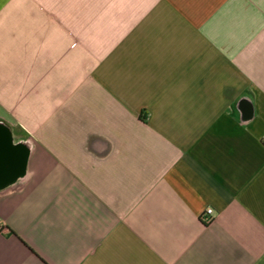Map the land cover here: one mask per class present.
I'll list each match as a JSON object with an SVG mask.
<instances>
[{
	"label": "crops",
	"instance_id": "1",
	"mask_svg": "<svg viewBox=\"0 0 264 264\" xmlns=\"http://www.w3.org/2000/svg\"><path fill=\"white\" fill-rule=\"evenodd\" d=\"M0 123V264H264V0H0Z\"/></svg>",
	"mask_w": 264,
	"mask_h": 264
},
{
	"label": "built area",
	"instance_id": "2",
	"mask_svg": "<svg viewBox=\"0 0 264 264\" xmlns=\"http://www.w3.org/2000/svg\"><path fill=\"white\" fill-rule=\"evenodd\" d=\"M215 210L212 207H209L206 212L203 214V217H205L207 220H211L214 216Z\"/></svg>",
	"mask_w": 264,
	"mask_h": 264
},
{
	"label": "water",
	"instance_id": "3",
	"mask_svg": "<svg viewBox=\"0 0 264 264\" xmlns=\"http://www.w3.org/2000/svg\"><path fill=\"white\" fill-rule=\"evenodd\" d=\"M0 127H2V128H3V124H1V123H0ZM25 161H26V157H25V158L23 157V159H22V165H21V169H23V167H24V164H25Z\"/></svg>",
	"mask_w": 264,
	"mask_h": 264
}]
</instances>
